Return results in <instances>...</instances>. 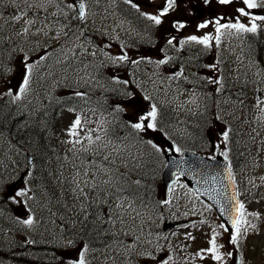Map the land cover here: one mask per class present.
Returning a JSON list of instances; mask_svg holds the SVG:
<instances>
[{"label": "snow or ice", "instance_id": "6c2138e0", "mask_svg": "<svg viewBox=\"0 0 264 264\" xmlns=\"http://www.w3.org/2000/svg\"><path fill=\"white\" fill-rule=\"evenodd\" d=\"M112 2L114 4L115 0H112ZM234 2L236 0H217L220 5H229ZM240 2L244 7L236 9L237 16L234 18V22H231V20L222 22L225 19L224 17L204 20L196 25V31L200 32V30L212 26L214 34L213 32H202L199 35L190 34L180 38L177 33L182 34L189 27V22L184 19L171 18L178 9V0H162V3L156 7L155 12L143 11L139 3L134 2V0H124L125 4L135 9L141 17L150 22V25L160 29V41L162 43L157 41L152 46L156 47V44L159 43L160 46L157 48V52L161 55L155 60L151 54H139L136 58H133L123 44L119 46L120 51L118 53L112 54L105 51V49H111L112 45L110 43L104 44L100 51L106 58L107 63L101 61L100 66L110 68L111 74L106 81V84L113 85L110 89L106 88V84H101L100 79L88 72L89 67L92 65L81 59L85 55H91L95 58V50L88 53L82 43H75L72 48L64 50L63 59H57L56 63L63 64L66 73L71 70L79 77V81H83L84 84L94 83L101 88H105L115 97L108 116H105L104 112L97 107L90 105V97L86 91L71 90L67 102H64L62 97L54 98V102L58 103L60 107L75 115V118L64 129L67 139L63 140L62 143L69 145L67 152L71 153L75 160L80 161L79 164L73 163L75 172L71 180L74 185L71 192L75 200L80 201L79 209L68 208L67 210L74 211L77 215L83 213V219L79 221L81 224L80 229L74 233L69 232L68 238L61 245L64 249L62 255L66 257V264H91L89 255L94 249L92 242L86 241L85 236L92 233H95L96 239H99L101 235L108 236L109 228H116L117 225L124 236H129L130 232H123L128 219L133 222L132 231H136L135 221L143 215L141 209L148 206L145 198L147 194L145 196L139 195V188L142 185V178L139 177L138 172L139 160L138 157L132 154L131 148L135 147L133 141L145 142V136L148 133H162L164 115L161 106L151 94H142L141 99L146 102V107L140 105L136 91L132 87L131 79L122 78L119 74L120 69L129 65L138 67L142 63L155 64L157 69L167 65L169 66L168 81L183 80L191 86L187 91H190L192 95L187 101L182 102L180 107L191 104L199 110L201 100H203V111L201 112L203 115L209 112L210 106L207 101L211 100L212 107L218 108L219 101L215 97L223 96L226 92L231 91V86L227 83L228 70L221 68L219 59L203 65L196 63V61L199 60L201 54L209 53L214 48H218L225 36L240 37L246 34L255 35L258 32H264V15H256L249 11L264 8V0H240ZM95 3L99 7L101 0H95ZM155 3L156 0H149L150 6L155 5ZM203 3L210 5L212 0H203ZM53 4L56 5L57 11L49 12L48 9ZM8 7H12L16 14L5 20L3 9ZM65 8L68 11H65ZM104 11H107V9H104ZM192 14L190 11L189 15ZM92 16H94V13L89 7L88 0H70L67 4H63L62 0H7V2L6 0H0V20H3L4 23L23 21L21 30L16 32L15 36L7 35L4 32V23H0V101H6L0 104V111L9 107V105L18 106L23 104L26 109L31 104L28 97L33 91L35 71L42 62L49 59L47 52H45L34 60L27 51L17 45V39L41 34L47 37L49 32L52 31V25L56 24L59 27L52 37L53 39L59 41L61 37L65 40L75 37L76 41H80L86 37V28L89 18ZM242 18H247L248 23L242 22ZM50 20L51 23H49ZM166 23H170L171 31L163 27ZM37 24L42 26L36 28L33 32L32 29ZM87 39L90 41L91 37H87ZM76 48L81 49L79 56L76 54ZM173 49L178 54L187 53L186 57L185 55H168V51ZM4 53H7V56ZM185 59L188 66L194 69L190 73L193 79L189 78V73L185 67ZM247 59L249 67L244 71L241 89L236 92L237 102L245 105L248 86L256 84L255 92L258 95H256L254 107L259 109L261 115L258 119L264 123V107H262L264 105V66H261L259 60L252 58L251 52ZM73 61L78 62L79 67H75ZM241 63H243L242 60ZM249 71H253V79L251 80L248 79ZM48 75H52V73L49 72ZM256 77L259 79H255ZM67 78L66 75L65 79L67 80ZM235 79L241 81L239 71H237ZM197 86H199L201 92H197ZM136 87H139V85ZM73 100H78L82 106L79 108L68 106ZM224 102L227 103L228 101L225 100ZM133 103L136 104L134 119L128 117V107ZM98 112L99 115L96 120H92L88 115V113H91L96 116ZM16 114L21 119L11 126L5 123V121L15 118L11 108H9L7 114L0 118V138L5 136L6 131L11 134L13 129L16 134L27 133V139L32 143H38L48 137L51 126L44 119L47 115V109L39 112L35 122L31 124L28 123L27 119L28 116H31V113L17 109ZM118 115H122L124 119L117 121ZM212 116L213 120L224 125L217 132L219 142L215 147L219 149L221 145L225 146L221 155L227 160L229 149L226 146L229 144L232 135H234V130L218 113L214 112ZM108 117H111V119ZM93 124H95V127L90 126ZM215 126L211 121L208 122L207 131L209 136L212 135V129ZM121 129L124 130L122 135L120 134ZM146 143L158 153L166 151L154 139H147ZM52 151H55V149L53 148ZM167 151L183 154L181 148L175 143ZM63 159L67 161L69 156L66 154ZM184 163L185 161L179 162L180 165ZM32 166V162L29 161L28 167ZM25 174L32 176L31 172ZM227 178L231 181V188L233 189L231 192H229L227 186L221 189L212 187L210 190L206 189L205 191L210 199L217 200V202H219L221 192L224 193L222 213L227 216L230 227L225 223H221L219 228L224 233H228V244L239 250L242 249V240L247 233L250 230H256V224L253 221L258 219L260 214L247 212L245 203L238 199L240 193L235 190V180L230 165L227 169ZM218 179V176H212L205 183L215 185ZM261 180L264 181V177H261ZM212 193H215V195H212ZM4 199L24 208V217H17L19 223L28 228L37 223L36 218L31 214V205L29 204V201L34 199L32 188L26 185L22 189L10 192ZM162 203L168 204L170 201L165 199ZM249 217L252 219H249ZM204 222L201 221V223ZM73 228H75V225H73ZM139 231L142 232L143 229L140 228ZM219 235L220 233L213 228L211 237L207 241L208 247L201 249L196 253V256L204 259L206 255H209L213 261L221 262V264L227 256L232 258L233 264H237L236 256L232 251L226 254L221 253L224 245L217 242ZM111 237L112 239L104 244L105 247H110L112 243L123 242L116 232H112ZM187 238L195 239L190 233ZM27 243L31 244L33 241L29 240ZM157 247L159 246L153 245L151 240H142L140 235H136L131 237L124 252L125 255L137 257V264H173V257L164 252L163 248H160L162 254H156ZM238 254V264H246L242 250Z\"/></svg>", "mask_w": 264, "mask_h": 264}, {"label": "rangeland", "instance_id": "374dc122", "mask_svg": "<svg viewBox=\"0 0 264 264\" xmlns=\"http://www.w3.org/2000/svg\"><path fill=\"white\" fill-rule=\"evenodd\" d=\"M92 2L93 0L89 4L91 8L93 7L91 11L92 13H94V16H92V19L89 22V31L92 33L91 36L88 35L85 38H82L80 41H76L75 37L69 40H65V38L61 37V39L58 41L53 39L52 37L55 35V32L58 29L59 25L53 24L52 31L49 32L47 37L41 34L37 36L30 35L27 38L19 37L17 39L16 41L17 45L20 48H23L25 51H27L28 54L34 60L37 59L40 55H43L45 52H47L49 56V59L47 61H44L40 64L46 66L48 64L47 67L49 68L45 71H42L41 73L39 70L35 71L33 91L28 97V99L31 100V104L26 109L24 108V105L21 104L25 112L31 113V116H33V114L36 113L37 110L44 104L45 99H47L46 95L50 92V89H53L55 93H60L64 89V87L67 85L66 80L64 79L66 75L68 77L67 79H73L74 81L78 77L77 75H75V73L71 72V70H69V72L66 73L64 70V65L56 63L58 58L63 59L65 49L72 48L75 43H82L84 47L87 49L88 53H91L93 50H95L96 55L104 59L105 57L102 55L100 51L103 45L106 43H114L111 41L115 39V35H122L129 30L126 27L119 26L122 22L123 23L126 22L125 19L117 20L115 16L111 17L107 14L106 11H104V9L105 8L107 9L108 7V2H109L108 0H101L99 7H97V5H95L94 7L93 6L94 4H92ZM202 2L203 0H198L197 3H202ZM215 2H217V0H212L211 4H214ZM194 3H195L194 0H178V5H179L178 9L182 11L183 19L189 22L188 29L196 28V25L198 23L204 20H211L213 19L212 17L214 16L217 17L219 16V15H213L212 17L207 19H202V20L198 19V12L196 14L195 10L193 9L194 7L192 8V5ZM226 6H228L229 8L244 7V5L240 2V0H236V2ZM261 10L262 8L253 9L249 11L256 13ZM55 11H57V8L55 7L51 8L50 10V12H55ZM190 11L193 13L192 15H189ZM3 12H4L5 20H7L11 15L16 14L15 10L12 7L4 8ZM242 19H244L242 20V22L248 23L247 18H242ZM0 23H4V21L0 20ZM49 23H51V20L49 21ZM22 24L23 21L19 23H15V22L4 23V32L7 35L15 36V33L21 30ZM41 26H42L41 24H37L36 27L32 29V31L35 32L36 28H39ZM163 27L168 31H171L170 23H166ZM151 29L152 30L149 33V35H154L155 38V36L160 32V29L155 28V26H152ZM193 30L197 33V35L201 34L202 32H213L212 26H210L208 29L200 30V32H197L195 29ZM145 36H147V33L146 35H143V37H141L140 39H144ZM87 37H91V40L89 41ZM152 39L153 38H151L150 40ZM134 43H137V39L134 40ZM242 43H243V36L239 37L238 42L233 43V45H238L237 46L238 50L235 53V57L237 58L242 57V55L240 54V48L243 47ZM229 44L230 42L228 43V41H226L223 45H220L218 48H214L213 51L204 54L200 59L201 65L205 63H211L215 59H219L221 63L224 61H228L221 56V53L222 54L225 53V48L230 53L231 46ZM61 45H63V47H61ZM115 46L118 48H116ZM119 48H120L119 45L113 44L111 50L105 49V51H109L110 53L113 54L114 50H118L119 52L120 51ZM128 48L129 46L126 47V50ZM75 51L76 54H80L81 49L76 48ZM215 51L217 52V56H214ZM148 54L151 55L154 54V57L156 58L157 56L159 58L161 55L157 51ZM4 55L7 56V53H4ZM229 63H231L229 67H226L227 70L229 71L228 80H232V82H234L239 68L238 63L234 61H229ZM247 64L243 66L244 71L247 67H249V65ZM220 66L221 68H225L222 65ZM49 72H51L52 75H48ZM168 74H169V66L167 65L162 66L160 69H157L155 64L142 63L141 66L138 67L136 78L142 83V85L141 84L139 85H141V87L146 89V91H149V93H152L151 95L154 96L156 101L173 104L171 105V107H173V109L175 110L174 112L175 115L171 122V125L173 130H175L179 135H183L187 133V129H188L187 123L189 122L188 115L192 113L194 105L185 104L184 107H180V104L184 101H187L192 95L190 91H187V89H189L191 86L183 80L175 81V82L168 81L167 80ZM248 79L250 80L253 79V71L248 72ZM255 79L258 80L259 78L256 77ZM242 80L243 78H241L240 82H242ZM177 85H179V87H177ZM256 87H257L256 84H250L248 86V89L246 90L247 100L253 106L255 104L256 95H258V93L255 92ZM91 88L92 86L88 85L87 87H85L84 90L88 91ZM137 100L139 101L142 107H146V102H144L141 99V95H139ZM262 107H264V105H262ZM135 112H136V104L133 103L131 108H129L130 118H135L134 115ZM257 115L258 117L261 115L260 111L257 113ZM74 118L75 115L73 113H70L67 110H62L58 129L61 136L65 138L60 139L59 143H62L63 140L67 139L64 129L67 128V126L71 123V121ZM217 123H218L217 127L212 129L211 136L213 143L206 150L207 153L212 155L216 154L217 152H220V150L223 151L225 148L224 145H221V147L217 149L215 147L216 144H214L215 141L219 142L217 137V132L220 128L224 126L219 122ZM157 134L158 133H148L146 136L148 139H154L155 142H157V138H156ZM177 138L180 139V136H177ZM256 138H257L256 146L252 150L253 152L250 157V161L247 163L246 167H244L243 170L244 176H242V181L244 182L248 190L260 189L264 193V181L261 180V177H264V123H262L260 120L258 122ZM8 145L5 144L3 139H0V156L2 157V162L0 164V174L7 173L8 166L6 162H4V158L2 154H6L9 150H11V148L8 147ZM68 147L64 150L63 156H60V158L53 160V162H55L56 170L52 171L51 168L53 165H50L51 171H49L45 175H42L40 181H42L41 184L43 185L41 187L36 185L35 178L30 183L35 186V190L34 191L32 190V195H37L36 203L38 204L39 202H41L40 204H42L47 209L45 216L48 220V227L42 226L41 229H43L45 232H47L48 230V233L50 235L54 230L59 231V222L57 220L60 217V210L64 207V203L67 198V195L69 199H71L72 197L74 198L71 192V189L74 187V185L71 183L72 177L75 172V169L73 168V164L68 163V166H70L68 172L64 171L63 174L62 171L63 164L65 162L73 161L72 154L67 152ZM66 154L69 156V160L67 161L63 159ZM12 155H14V153ZM6 156H8V153ZM24 161H25V156L23 155L22 163ZM40 168L44 169V165L43 166L39 165V163L36 164V170L39 171ZM17 173L18 172H15L13 176H9L6 182L0 183V185L4 187V190L7 189L9 190L8 188L9 181L12 179V177L15 178V176H17ZM64 182H66V185ZM27 186L30 187L31 185L27 184ZM43 188L44 190H42ZM175 188H176L175 199L172 204L174 214L176 215L182 214V218L189 220L194 219L197 215H200L201 219H207V217L203 215V212H207V208L203 205V203L199 199H197V197L187 186L183 185L182 183H178ZM45 189H47V192L50 195H48L45 192ZM248 204H251L252 208L259 210L260 215L257 221L259 222L263 220V223L261 224L259 222L257 224L256 230L250 231L246 236V242L244 241L245 261L246 264H264V195L262 196L261 200H257V201L249 200ZM17 208L19 207H16V209ZM21 211L22 210H18L13 213V216L17 221H18L17 217H21ZM3 213L0 214V223H3L4 216L6 217V214ZM203 228L204 226L200 227L199 225L193 224L190 225L189 227L182 228L180 231L175 232L171 236V239L175 238V242L179 243V245L185 246L188 252L186 258L190 261L187 260L182 264H221V262L213 261L209 255H206L204 259H200L199 257L196 256L197 252H199L201 249H206L208 247L207 241L211 237L212 229L208 227L206 233L203 234L202 232ZM109 231L116 232L117 234L122 233L118 225L116 228L110 227ZM123 232H130L131 234L129 236L122 235L124 236L120 238L123 241L122 243H112L110 247H105L103 244L96 249V250L99 249L97 252L102 262L108 263L111 261H116V263L118 264L123 259V255H125L124 249L129 244L131 237L138 235L135 234L131 230V228L127 226L123 229ZM189 233L191 234V236L195 237V239H188L187 236ZM57 235L59 236V233ZM111 239L112 237L110 236V238L107 241H110ZM228 240H229V235L224 232H222V237H218L217 239L218 243L224 245V247L221 249L222 254H226L227 252L233 251L234 249L232 245L228 244ZM152 244L157 245L153 241ZM59 250L60 249H58L57 251ZM159 252L161 251L157 249L156 254L158 255ZM223 264H233L232 258L225 256V260L223 261Z\"/></svg>", "mask_w": 264, "mask_h": 264}, {"label": "trees", "instance_id": "16d2710c", "mask_svg": "<svg viewBox=\"0 0 264 264\" xmlns=\"http://www.w3.org/2000/svg\"><path fill=\"white\" fill-rule=\"evenodd\" d=\"M246 43L252 48V50L257 49L259 53V59L261 62H264V32H258L255 35L250 34L246 38ZM93 65L89 68H95V72L97 75H95L98 79H100V82L102 84H106V81L108 80L109 75H103L102 69L100 66V62H94L92 61ZM48 66V64H47ZM44 65L43 67H47ZM135 69V67H132ZM228 85L231 86V91L229 92V97H215L219 101V107L215 108L212 107V101L209 100L207 103L209 104V112L206 114H201L203 111V100H201V108L199 110H196L193 115H191L190 120L193 129H191L190 133L187 135L189 136L186 138V142L182 143L179 141V143H182L185 146H188V149L196 150V151H201L205 150V147L210 144V139L208 136V122L211 121L214 125H216L214 128L217 127V121L213 120L212 113L216 112L219 115L223 117L225 121H227L231 127L234 130V135H232V138L229 142V148L231 149V155L233 160L232 164L234 167L236 165L241 163V160L243 158V153H244V147L246 146L247 142H249V139L246 134L247 129H253L254 128V123L252 120H250V111H245L246 104L241 105L237 102V97L236 94L234 93V88L237 86L236 84L228 83ZM137 85L135 84L134 81H132V87L135 89V91H139V87H136ZM106 88L110 89L109 84H106ZM106 93H103L102 95H98L97 98L90 99V105L93 107H97L101 111L104 112L105 116H108V112L110 111L111 105L113 104V101L115 97L111 94V92L106 91ZM201 92V90H200ZM69 96L62 97L64 102L68 101ZM54 98L50 100L48 104H46L44 107L39 112H43L45 109H47V115L44 117L45 120H47L51 126V131L52 129L55 128L56 124V111L59 108H62L59 106L58 103L54 102ZM227 100L228 102L225 103L224 101ZM6 101H0V104L5 103ZM248 104V100L245 101ZM159 104V103H158ZM162 108L163 115H164V123H163V132L167 129L168 124H169V118L171 117L170 111L167 109L166 106H162L159 104ZM68 106H76L79 108L81 106V102L78 100H73L71 101ZM132 106V105H131ZM129 106L128 109L131 107ZM244 106V110L242 108ZM13 107V105H12ZM11 108L10 105L9 107L4 108L2 111H0V118H2L5 114L8 113L9 110L4 111L6 109ZM13 110V108H11ZM38 112V113H39ZM38 113L36 117L33 119L32 123L35 122L36 118L38 117ZM14 114V112H13ZM89 117L92 118H97L99 115V112L97 113L96 116H93L91 113H88ZM193 116V117H192ZM128 117L129 113H128ZM111 119V117H108ZM124 119L122 115L117 116V121ZM134 119V118H133ZM10 121V120H9ZM9 121H5L6 125H9ZM14 122V121H13ZM244 129V134L241 136L240 129ZM51 131L48 133V137L46 140H52V133ZM123 129L120 130V134H123ZM7 136H11L7 131L5 132ZM244 139L243 140V137ZM54 140L56 137L53 138ZM147 136H145V142H136L133 141V144H135V147L131 148V152L135 157H138L139 160V177L142 178V185L139 188V195L145 196L146 195V200H147V210L150 212V216L156 219H166L168 217V212H167V204H163L160 195H159V186H158V181H159V169L162 165V161L160 156L158 155V152H156L154 149L151 148L150 145L146 143ZM177 140V139H173ZM134 178H136L134 176Z\"/></svg>", "mask_w": 264, "mask_h": 264}, {"label": "water", "instance_id": "95a60500", "mask_svg": "<svg viewBox=\"0 0 264 264\" xmlns=\"http://www.w3.org/2000/svg\"><path fill=\"white\" fill-rule=\"evenodd\" d=\"M166 142L168 146L171 147L172 143L169 140H166ZM166 158V165L162 172L166 191H168L170 185L176 180L175 175L177 173L181 174L186 179L187 183L215 208L221 220L230 227V223L227 221V216L222 213V206L224 204L222 197L224 193L221 192L219 202H217V200L210 199L205 191L206 189L210 190L212 187L221 189L225 186L228 187L229 192L233 190L231 188V181L227 178V169L229 167L227 160L221 156H215L213 159L193 152H184L181 155L175 151L167 152ZM180 161H185V163L180 165ZM212 176L219 177L216 184L212 185L210 183H205V181ZM212 195H215V193H212ZM179 224L181 223H168L164 226V230L166 231ZM235 256L238 264V252H235Z\"/></svg>", "mask_w": 264, "mask_h": 264}, {"label": "flooded vegetation", "instance_id": "af4514ba", "mask_svg": "<svg viewBox=\"0 0 264 264\" xmlns=\"http://www.w3.org/2000/svg\"><path fill=\"white\" fill-rule=\"evenodd\" d=\"M159 1H160V0H156L155 5H151V6H150V4H149V0H134V2L139 3L140 6H145L146 8H149V7H150V8H155V6L157 5V3H158ZM194 1H196V0H194ZM120 3H124V0H123V1H120V0L117 1V0H115V3H114V4H113L112 0H109V6H108V9H110V8L113 7V9L110 10L111 12H113L114 9H118V10H120L119 7H118V4H120ZM157 6H158V5H157ZM222 6H224V5H222ZM128 7L130 8V6L126 4V6H125V8H124L125 11H126V9H127ZM142 8H143V7H142ZM200 8H201V10H200L199 13H198L199 18H203V17H205V16H207V15L213 13V12H217L218 10H222V7H221V5H219V3L216 4L215 6H210L209 8L206 7L205 5L201 4V5H200ZM235 15H237V12H235ZM181 17H182L181 14L176 15V13H174L173 16H172L171 18L179 19V18H181ZM229 17H230V19H233L234 16L230 15ZM186 30H187V29H186ZM187 31H188V30H187ZM186 35H190V31H188V34H186L185 31H184L182 34H178V36H180V38H182V36H186ZM78 207H79V205H78ZM78 209H79V208H78ZM78 209H76V210H78ZM78 217H79V215H77V218H78ZM68 219H69V211L66 212L65 215H64V217H63V220H64L65 223H67ZM79 221H80L79 219L76 220L77 223H79ZM78 227H80V225H78ZM64 232L66 233V235H64V238L67 239V238H68V233H69V232L66 230V225L64 226ZM64 264H66V258H64Z\"/></svg>", "mask_w": 264, "mask_h": 264}]
</instances>
